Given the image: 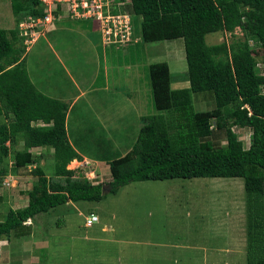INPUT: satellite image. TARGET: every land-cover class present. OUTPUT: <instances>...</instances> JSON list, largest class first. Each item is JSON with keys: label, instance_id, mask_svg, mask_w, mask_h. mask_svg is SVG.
I'll list each match as a JSON object with an SVG mask.
<instances>
[{"label": "rangeland", "instance_id": "1", "mask_svg": "<svg viewBox=\"0 0 264 264\" xmlns=\"http://www.w3.org/2000/svg\"><path fill=\"white\" fill-rule=\"evenodd\" d=\"M119 2L120 9L134 15L130 0ZM25 15L26 12L13 14L10 0H0V28L17 30L21 39H18V44L25 47L21 58L36 88L40 85L48 93L69 99L81 94V98L75 100L77 107L73 113H76L71 117L69 134L86 156L99 160L95 165L89 161L88 167L81 168V172L90 182L100 180L108 183L111 176L107 161L123 156L122 153H126L136 140L138 129H135L133 115L137 111L136 105L143 113H156L148 65L166 61L174 79L186 78L183 40L143 43L141 19L135 16V29L123 50L114 51L112 47L106 50L99 31H90L89 37L83 36L84 30L79 32L82 28L73 25L74 20L63 14L41 25L33 40L30 36L19 35L17 22ZM27 38L33 41L26 43ZM205 38L208 44L222 41L231 44L236 39H243V35L237 28L233 33L219 31L209 33ZM249 44L257 61L256 70L264 75V50L253 41ZM98 74L101 76L95 84ZM101 81H105L108 90L101 88L103 91L94 95L90 88L93 84V87L104 85ZM122 94L129 97L131 103L127 99L125 104L119 102L124 98ZM120 105L126 106L125 110L120 111ZM214 106L211 95H198L196 109L211 110ZM95 108H104L102 112L113 120L103 124ZM2 121H9V118L0 116ZM211 125L215 132L212 141L216 145H224V129L217 130L213 122ZM232 129L247 148L250 129L236 126ZM75 134L77 140H74ZM108 134L114 137L113 140L97 137L107 138ZM25 149L26 143L19 139L10 145L9 155L4 157L2 166L7 173L0 179V220L9 208L27 205L28 191L37 182L39 173L46 176L54 174L53 151L49 147H30L36 161L16 168L12 163L13 152ZM76 164L77 161L69 166ZM94 169L97 171L90 173ZM104 192L106 196L98 202L67 201L25 221L30 229L28 233H12L2 239L3 246L8 242L15 243L8 253L10 263L17 264L18 260L37 255L41 258L39 264H246L243 178L137 181L118 188L114 193L109 192L107 185ZM92 214L98 219L87 226L85 221ZM36 236L47 239L49 245L37 249ZM7 250L8 246L0 248V255L4 256L1 258H6Z\"/></svg>", "mask_w": 264, "mask_h": 264}, {"label": "trees", "instance_id": "2", "mask_svg": "<svg viewBox=\"0 0 264 264\" xmlns=\"http://www.w3.org/2000/svg\"><path fill=\"white\" fill-rule=\"evenodd\" d=\"M10 3L15 15H44L39 0ZM130 5L134 29V17L140 16L143 43L183 40L186 78H182L189 86L171 87L176 79L166 61L148 65L156 113L141 117L130 150L108 162V183L90 182L79 168L71 169L78 164L70 167L76 161L70 159L79 154L67 137L68 103L36 88L21 58L25 47L18 44L21 39L17 30L0 28V116L9 118L0 122V179L7 173L2 166L4 157L19 139L27 149L13 152L16 168L36 161L30 147H49L54 157V174L39 173L28 191L27 205L9 208L0 220V240L12 233H28L25 221L67 201H100L106 196L107 185L114 193L137 181L240 177L246 195V264H264V75L256 70L257 61L249 44L253 41L264 50V0H130ZM69 19L89 32L98 31L93 20ZM237 28L243 39L231 44L206 42L209 33H233ZM110 47L114 51L122 49L103 44L106 50ZM206 94L212 96L215 108L196 109L198 95ZM210 122L217 130L224 129V145L212 141L215 132ZM233 126L250 129L247 148Z\"/></svg>", "mask_w": 264, "mask_h": 264}, {"label": "built area", "instance_id": "3", "mask_svg": "<svg viewBox=\"0 0 264 264\" xmlns=\"http://www.w3.org/2000/svg\"><path fill=\"white\" fill-rule=\"evenodd\" d=\"M43 6V16L28 15L17 24L19 35L34 37L41 25L58 18L61 14L73 19H90L97 22V29L104 45L124 46L133 31V15L119 8L120 0H39ZM117 10L113 11L114 9ZM60 20V19H59ZM38 37V36H37ZM26 39L30 43L33 40ZM97 216L90 215L87 226L97 221Z\"/></svg>", "mask_w": 264, "mask_h": 264}, {"label": "crops", "instance_id": "4", "mask_svg": "<svg viewBox=\"0 0 264 264\" xmlns=\"http://www.w3.org/2000/svg\"><path fill=\"white\" fill-rule=\"evenodd\" d=\"M57 28V27H56ZM57 30V29H56ZM83 31L84 30V32L82 33V35L83 36H86V37H89V36H91L90 34H89V30H86V29H80L79 30V32L80 31ZM81 34V33H80ZM89 46L91 45L92 46V43L91 42H89V44H88ZM90 46V47H91ZM30 77V76H29ZM97 77V76H96ZM104 78H106V77H104ZM31 79V78H30ZM95 80H96V78H95ZM95 80H94V82H95ZM31 81L33 82V84H34V81L31 79ZM102 83L104 82L105 83V81H101ZM34 85H36V84H34ZM173 85H175V86H173ZM94 86V84L91 86V88L90 89H92V90H94V95H95V93L97 92V91H103L101 88H103L104 90H108L107 89V85H106V83L104 84V85H102V86H96V87H93ZM189 86V83H188V81L187 80H185V79H176L175 81H173L172 83H171V87L172 88H182V87H188ZM43 86H40L39 85V87H37V89L39 90V91H41L43 94H45V95H47V96H53L52 98H56V99H60V100H63V101H66L67 103H68V110H67V114H66V120H65V125H66V132H67V137H68V140H69V142H70V144L73 146V148L77 151V153L79 154V157H75V158H71L70 160H76L77 161V163H78V165L75 167V168H71V169H77V168H79V169H86V167H88V165H87V163L89 162V161H91V162H94V165H95V162H97V161H99L98 159L96 160V159H93V158H90L88 155L86 156L85 154V152L84 151H82L77 145H76V143H74L72 140V138H71V136H70V134H69V124H70V120L71 121H73L72 119H71V117L76 113V112H74L73 113V111L75 110V107H77L76 106V103H77V101H75V100H78V99H80L81 98V94H76V96L74 97V98H66V96H64V95H62V96H60V95H57V96H55V95H53V94H51V93H48V90L47 89H43L42 88ZM116 92H118V91H116ZM122 96H123V94H122ZM124 98H120V101H119V97L117 98V100L119 101V102H121L122 104H125V102H124V100L125 99H127L129 102L131 101L130 100V98L128 97H126V96H123ZM91 103H92V105H93V101H91ZM131 103V102H130ZM97 105V104H96ZM125 108H126V106H124V105H120L119 106V110L120 111H122V110H125ZM136 108H137V111L136 112H134V120H135V129H138V131H139V129H140V126H141V117L143 116V115H148V113H143V111H140L139 110V108H138V105H136ZM134 109H135V107H134ZM155 109V108H154ZM102 110H104V108H99V109H97V108H95L94 109V111H97L98 113H99V115L100 116H97L98 118H102L103 119V124H106L107 123V121H109V120H113V117H109L107 114H104L103 112H102ZM156 111V110H155ZM150 114H152V113H150ZM73 118V117H72ZM114 118H117V117H114ZM118 119V118H117ZM77 121H75V123H76ZM38 124H41V122H39ZM75 130V129H74ZM75 133V132H74ZM93 136H94V134H92ZM137 135H138V133H137ZM137 135H136V139H137ZM97 137H99L98 139H100V137H101V140H113V138H112V136L111 135H109L108 134V136H107V138L106 137H102L101 135H97ZM117 137V136H116ZM74 140H77V134H75V139ZM114 144V143H113ZM130 149H128L127 151H129ZM126 151V152H127ZM125 154V152L124 153H122V155H124ZM100 162H104L102 159H100ZM107 162H109V160L107 161ZM69 168V167H68ZM95 170L96 169H94V170H90V173H95ZM97 171V170H96ZM89 173V174H90ZM94 176H95V174H93ZM100 181V180H99ZM39 236V235H38ZM38 236H36V240H38V246H36V248L38 249H43V248H45L46 246H48L49 245V241L47 240V239H45V240H43V239H40ZM2 241L3 240H0V248L2 247L3 249H5V247H7L8 246V250L6 251V258H1V257H4L3 255H0L1 257H0V264H11L10 263V258L11 257H9L10 255L8 254L10 251H11V249H12V247L11 246H13V245H15V243L13 244V242L12 243H10L9 244V242H8V244H7V246H3V245H1V243H2ZM6 241V240H5ZM6 244V243H5ZM4 244V245H5ZM9 246H10V249H9ZM7 249V248H6ZM32 251V250H31ZM40 260H41V258L39 257V256H37V255H33L32 257H30V256H28V257H26V258H23V259H21V260H18L17 261V264H39L40 263ZM13 264V263H12Z\"/></svg>", "mask_w": 264, "mask_h": 264}, {"label": "clouds", "instance_id": "5", "mask_svg": "<svg viewBox=\"0 0 264 264\" xmlns=\"http://www.w3.org/2000/svg\"><path fill=\"white\" fill-rule=\"evenodd\" d=\"M29 220V219H28Z\"/></svg>", "mask_w": 264, "mask_h": 264}]
</instances>
